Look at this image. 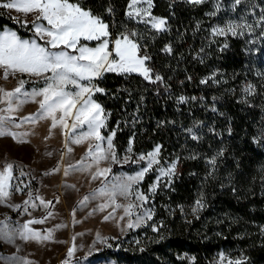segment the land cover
Returning <instances> with one entry per match:
<instances>
[{
  "label": "trees",
  "instance_id": "1",
  "mask_svg": "<svg viewBox=\"0 0 264 264\" xmlns=\"http://www.w3.org/2000/svg\"><path fill=\"white\" fill-rule=\"evenodd\" d=\"M70 2L108 24L110 38L134 32L138 54L150 57L145 63L153 79L163 78L105 71L95 80L104 90L93 94L104 109L102 134L115 132L116 156L129 145L133 154L159 145V160L178 166L145 203L151 219L109 238L89 259L264 264V0H153L151 13L167 21L163 31L126 15L129 0ZM230 25L237 26L236 35ZM6 26L36 35L33 23L25 25L0 6V27ZM153 178L145 176L143 192Z\"/></svg>",
  "mask_w": 264,
  "mask_h": 264
},
{
  "label": "rangeland",
  "instance_id": "2",
  "mask_svg": "<svg viewBox=\"0 0 264 264\" xmlns=\"http://www.w3.org/2000/svg\"><path fill=\"white\" fill-rule=\"evenodd\" d=\"M8 2L10 0H0V6ZM134 7L147 9L148 5L147 3H139ZM4 8L23 23L24 21H28V23L36 21L37 13L26 14L14 8ZM152 16L163 18L153 14ZM136 18L148 19V17ZM36 23L47 26V22L43 20L36 21ZM32 28L34 30L33 26ZM4 31H14L22 39L30 41L35 39L37 43L50 48V45L39 41L36 35L25 37L19 35L12 27H0V32ZM116 38L108 37L110 41H114ZM80 43L94 48L99 41L91 44L90 41L81 39ZM113 47L114 45L110 42L109 50L111 51ZM62 49L70 54L78 55L76 50L64 49L63 46L51 50L60 51ZM113 58H115L114 54ZM50 75V72L37 76L19 71H10L8 78L5 79L4 69L0 68V88L12 90L20 86V81H25L21 93L12 99L13 111L11 112L7 111L8 102L4 100L3 93H0V110H3L0 111V116L10 117V119L2 122L3 125L20 134V138L26 141L17 143L11 136L0 137V170H3L7 163L14 166L12 179L9 182L10 186L6 189L9 195L0 198V222H2L0 223V229L12 234L11 242L0 238V264H117L110 259L91 261L89 256L104 248L108 244L109 238L123 235L129 229L140 227L150 220L147 218V213L152 215L151 207L147 206L142 200H137L136 192L139 191L146 195L148 200L151 199L159 185L170 182L176 174L178 170L177 161H160L158 154L159 163L154 164L152 170L148 172L153 173L154 178L147 192L142 190V180L133 185L131 194L128 196H116V204L127 206L131 203L136 205V207L129 210L131 215L125 214L124 207H115V204L108 201L106 196L97 194L95 198H92L91 194L97 189L104 187L105 184H111L113 176L135 175L136 172L146 167L147 159L140 160V157L142 155L146 156L155 147L148 152L133 154L132 149L128 151L131 147L129 145L122 155L116 156L118 162H114L111 159L105 140L101 146L108 158L97 163L93 161L92 155L89 154V146L99 143L94 137L84 139L79 144L74 142L80 132L87 131L86 126L78 128L75 132L71 130L72 124L76 122L74 115L65 117L68 128L59 123L53 128L50 117L36 119L34 122L23 119L30 114L38 113L39 101L42 99L41 96L32 98L30 95H24V93L30 94L33 90L39 91L44 88L46 86L45 78ZM97 78H93L90 83L88 81H81V83L89 88L96 87L95 80ZM40 79L44 82L42 87L36 85ZM66 90L70 92L78 91L73 85H68ZM94 92L91 95L92 100H94ZM73 113H75V109H73ZM62 114L59 111L56 113L58 120ZM103 117L105 118L104 112ZM101 135L104 136L102 129ZM111 151L115 152L114 147ZM173 163H175L174 174L161 176L160 180L157 181V176L160 175L159 169H167ZM124 166H127L130 171L124 169ZM109 167L111 168L110 173L96 175L97 169ZM57 168L58 171H53ZM66 169L68 170L67 175H65ZM94 176H96L95 179ZM154 183L157 185L155 191L149 192L150 186ZM85 196H89V200L85 205H81L80 201ZM41 200L51 201L52 203L46 207L41 203ZM25 201L28 203L25 204ZM106 202L109 206L100 210L99 205ZM33 204H35V207H33ZM17 205L19 207H16ZM114 208L115 211H113ZM73 209H75L74 215ZM49 213H51L50 216ZM109 213L112 214L111 217L105 220L104 217L108 216ZM39 220H43V223H32L29 227L39 233L41 237L47 236L51 231L50 239L31 237L24 239L20 236L19 232L24 223ZM130 222L138 223V226L128 227ZM58 225L64 226L57 227ZM70 248H74L71 256L68 255Z\"/></svg>",
  "mask_w": 264,
  "mask_h": 264
},
{
  "label": "snow or ice",
  "instance_id": "3",
  "mask_svg": "<svg viewBox=\"0 0 264 264\" xmlns=\"http://www.w3.org/2000/svg\"><path fill=\"white\" fill-rule=\"evenodd\" d=\"M193 4H201L203 0H190ZM239 2V0H237ZM139 3H147V9H140L134 7ZM7 8H14L17 11L23 13H37L36 21H46L47 26L41 23L33 21L34 31L37 37L44 39L46 45H50V48L37 43L35 39L31 41L28 39H22L14 31L0 32V68L4 69V78L7 79L9 72L19 71L22 73H29L32 75L40 76L43 73L50 72L51 75L45 78L46 86L39 91L33 90L32 93H24L26 96L35 98L41 96L39 101V110L37 114H30L28 117H24L25 120H32L50 117L52 120V127H56L57 124H62L65 128H68V124L65 117L70 115L75 116V121L72 124V131L75 132L78 128L84 126L87 127V131L80 132L75 143H81L82 140L89 137H94L96 143L94 146H89V154L92 155L94 162L107 159L108 155L105 154V150L102 149V143L106 140L107 149L111 159L116 161L115 152L113 149V132L108 137L101 135V129L106 127L105 118L103 117L104 109L102 106L91 99V95L94 91L103 92L104 90L93 86L89 88L81 81H88L89 83L93 78L102 76L103 72H118V73H139L143 75L146 80L151 82L162 81V77L155 75L153 79L152 69L146 65V61L150 57L146 55H139L140 45L132 37L136 34H121L114 41H110L109 25L99 17L92 14L90 10L83 9L79 3H71L70 0H10V2L3 5ZM153 6V0H129V11L126 15L132 17H148L145 23L151 25L153 29L157 31H163L166 28L167 21L165 18L153 17L149 10ZM111 12V9H108ZM264 20V16L261 17ZM28 21H24L27 25ZM236 27L230 25L228 31L233 35H236ZM214 32H218L220 35L225 34L224 29H213ZM81 39L85 41H99L96 47L90 48L86 44H81ZM110 42L114 45L112 50H109ZM79 45V47H77ZM61 46L64 49H74L78 52V55L70 54L65 50L52 51L51 49H57ZM171 52L170 47L165 49ZM113 54L115 58H113ZM206 80H202L201 83H206ZM25 81H20V86L12 90H5L0 88V93H3V98L8 102V112L13 111L12 99L21 93V89ZM73 85L78 91H67V86ZM185 97H179L181 102L185 101ZM75 109V113H73ZM3 111V110H0ZM62 112L59 120L56 113ZM10 119V117L0 116V137L11 136L17 143H24L20 138V134L11 131L3 125V121ZM189 131H191L189 129ZM26 135V134H23ZM197 139L196 136L192 137ZM131 143V142H130ZM161 148L159 145L155 149L142 155L140 160L147 159L148 163L146 167H143L135 175H121L119 177L113 176L111 184H105L104 187L97 189L92 193V198H95L97 194L106 196L107 200L115 207H124L125 214L131 215L129 211L134 204H128L127 206L116 204L115 198L117 195L128 196L131 194V189L134 184L142 181L145 174L152 170L154 164H158L157 159ZM71 151V149H69ZM128 151H131L129 147ZM215 163V158L211 161ZM13 164L7 163L3 170H0V198L7 197L9 195L6 189L10 186L9 182L12 179ZM53 171H58L53 169ZM111 172V168L97 169L96 175H106ZM175 172V163L170 165L169 168L159 169L160 175L157 176V181L161 176H171ZM68 174V170H65V175ZM94 179L96 176L93 177ZM154 183L149 188V192H154L156 188ZM136 199L147 202L148 197L143 193L137 191ZM89 200V196H85L81 205H85ZM25 204L28 202L25 201ZM41 203L46 207L50 205L51 201H43ZM198 207H202L200 200L196 201ZM108 203L99 205V209L103 210L108 207ZM143 206L142 204L140 205ZM16 207H19L18 205ZM35 207V204H33ZM197 209L193 208V212ZM115 211V208L113 209ZM75 209H73V215ZM49 216L51 213L48 214ZM111 213L105 216L107 220L111 217ZM147 218L151 219V214L147 213ZM123 219V217H121ZM139 221V218H138ZM2 223V222H0ZM32 223H43V220L39 221H27L21 226L19 232L20 236L24 239L36 238V239H50L51 231L47 236L41 237L39 233L35 232L29 227ZM64 225H58L57 227H63ZM137 224L129 223L128 227H137ZM6 227V226H5ZM0 238L6 239L9 242L12 240V234L4 229H0ZM74 248L68 250V255L71 256ZM229 264H233L229 261ZM234 264H241V261L237 260Z\"/></svg>",
  "mask_w": 264,
  "mask_h": 264
},
{
  "label": "crops",
  "instance_id": "4",
  "mask_svg": "<svg viewBox=\"0 0 264 264\" xmlns=\"http://www.w3.org/2000/svg\"><path fill=\"white\" fill-rule=\"evenodd\" d=\"M23 153V152H22ZM21 154V153H20Z\"/></svg>",
  "mask_w": 264,
  "mask_h": 264
}]
</instances>
